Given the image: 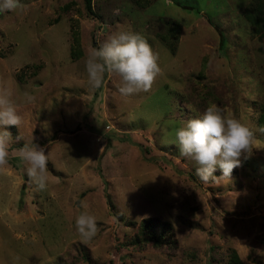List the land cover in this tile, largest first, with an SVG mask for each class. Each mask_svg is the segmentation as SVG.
I'll return each mask as SVG.
<instances>
[{
	"label": "rangeland",
	"instance_id": "rangeland-1",
	"mask_svg": "<svg viewBox=\"0 0 264 264\" xmlns=\"http://www.w3.org/2000/svg\"><path fill=\"white\" fill-rule=\"evenodd\" d=\"M20 2L0 13V84L23 118L22 129L7 126L0 264H232V250L264 264V33L246 17L263 18L264 0H92L93 13L84 0ZM173 20L172 50L160 34ZM116 31L139 33L158 53L150 91L122 96L107 74L89 85L86 57ZM210 103L255 133L251 156L217 184L200 179L174 135ZM27 139L49 154L45 191L16 158ZM82 202L97 220L88 242L75 228ZM149 217L167 235L158 246L133 241L131 221Z\"/></svg>",
	"mask_w": 264,
	"mask_h": 264
},
{
	"label": "clouds",
	"instance_id": "clouds-1",
	"mask_svg": "<svg viewBox=\"0 0 264 264\" xmlns=\"http://www.w3.org/2000/svg\"><path fill=\"white\" fill-rule=\"evenodd\" d=\"M23 8L20 0H0V13ZM85 67L92 88H100L106 74L115 75L120 79L118 92L125 97L150 91L162 73L158 53L147 39L134 31L113 32L98 49L88 53ZM25 97L29 103L34 100L28 93ZM189 108L194 111L191 106ZM22 124L14 89L7 82L0 84V127L22 129ZM260 131L264 132V128ZM164 135L167 137L168 133ZM174 135L179 153L199 165L197 175L205 184L230 180L233 170L242 166V158H249L256 149L253 129L215 103H210L202 114L175 129ZM11 144V134L0 131V174L9 166ZM17 152L16 158L25 165L26 175L36 188L47 190L49 154L46 155L45 149L34 144L32 139H27ZM217 166L222 170L220 177L213 175ZM81 207L85 210L76 217L75 228L82 241L88 242L97 235V220L87 212L83 202Z\"/></svg>",
	"mask_w": 264,
	"mask_h": 264
},
{
	"label": "trees",
	"instance_id": "trees-1",
	"mask_svg": "<svg viewBox=\"0 0 264 264\" xmlns=\"http://www.w3.org/2000/svg\"><path fill=\"white\" fill-rule=\"evenodd\" d=\"M84 5L86 7L87 12L93 13L92 0H84ZM246 17L250 22L251 29L254 32L259 33L262 36L264 33V17L263 18H253L250 11L246 12ZM172 22L174 23V26L169 27L170 30L168 32H164L160 34V38L169 47L171 46L170 48L173 50L174 49L172 47L174 44L173 38L174 39L177 38V34L180 30V25L177 20H173ZM8 127L6 126V128H4V131L6 130L10 133L13 130V128L11 126L12 129L11 131H9ZM117 138H122V137L119 136ZM18 145H23V144H18ZM107 201L109 203V206L113 207V203L109 195H107ZM113 213L117 217H120V213H117V212H113ZM159 222L160 220H158L157 217L143 218L138 222L131 221V223L135 225L137 228L136 235L134 236L133 241L138 245H144L145 243H151L152 245L158 246L162 244L163 239L167 237V235L165 234L166 235L165 236L162 233L156 232L155 227ZM168 229H170L169 225H168ZM167 234H170V232H168ZM232 251H233L232 256H231L232 264H243L241 259L237 256V253L235 252V250H232Z\"/></svg>",
	"mask_w": 264,
	"mask_h": 264
}]
</instances>
